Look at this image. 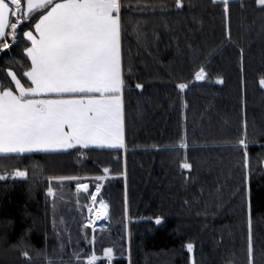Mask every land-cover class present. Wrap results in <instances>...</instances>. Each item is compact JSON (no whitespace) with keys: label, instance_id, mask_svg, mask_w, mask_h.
I'll return each mask as SVG.
<instances>
[{"label":"trees","instance_id":"1","mask_svg":"<svg viewBox=\"0 0 264 264\" xmlns=\"http://www.w3.org/2000/svg\"><path fill=\"white\" fill-rule=\"evenodd\" d=\"M183 4L126 0L122 9L124 149L0 161V172L29 173L0 181L1 264H76L74 251L102 257L105 247L113 248L112 264H248L249 218L254 264H264V10L235 0L226 19L211 0ZM22 59L15 46L0 54V82L6 68L21 72L13 61ZM200 67L203 81L195 79ZM179 83L188 87L181 92ZM245 124L247 149L238 144ZM185 160L190 171L180 167ZM104 168L98 201L109 206V224L93 231L84 227L90 197L77 193L76 181L54 178L81 177L93 192L91 178Z\"/></svg>","mask_w":264,"mask_h":264},{"label":"snow or ice","instance_id":"2","mask_svg":"<svg viewBox=\"0 0 264 264\" xmlns=\"http://www.w3.org/2000/svg\"><path fill=\"white\" fill-rule=\"evenodd\" d=\"M211 2L222 5L225 18H230L229 0ZM253 2L264 10V0ZM125 5L126 0H0V54H7L15 46L20 48L23 58L13 61L20 63L21 72L6 68L8 79L0 82V161L32 153L75 149L83 154L82 150L94 148H125L126 65L122 49ZM175 6L183 8V0H175ZM137 36L139 39V33ZM228 39L231 43L230 31ZM127 71L130 75V65ZM207 76L204 67L195 73L197 81ZM216 83L223 81L217 79ZM259 84L264 88V78ZM177 87L183 92L188 85L179 83ZM136 88L143 89V85L137 83ZM238 144L248 148L246 124L245 136ZM180 147L187 145L182 142ZM243 161L244 168L250 169L247 151ZM180 167L190 171L192 165L185 160ZM108 173L109 169L104 168L102 175L91 178L94 192L89 191V183L80 182L81 177L54 178L59 182L76 181L77 193L84 192L90 197L91 204L86 205L89 219L84 227L93 231L96 221L109 219L108 204L102 198L98 201ZM28 175L27 170L16 168L0 172V181L9 177L25 179ZM47 195H56L51 186ZM162 223L161 218L155 219L156 225ZM248 226L247 258L248 264H254L250 218ZM95 242L93 236L89 243ZM186 248L189 253L194 250L192 243ZM102 252L101 257L95 251L77 250L72 259L76 264H112L113 248L105 247ZM22 255L28 258L27 252Z\"/></svg>","mask_w":264,"mask_h":264},{"label":"rangeland","instance_id":"3","mask_svg":"<svg viewBox=\"0 0 264 264\" xmlns=\"http://www.w3.org/2000/svg\"><path fill=\"white\" fill-rule=\"evenodd\" d=\"M206 79V78H205ZM204 79V80H205ZM200 81H203V80H200ZM94 192V191H93ZM97 207L99 206V203H97V205H96ZM93 219H94V214H93V217H92ZM88 219H89V213L87 212V221H88ZM96 223H98V224H95V227H100V229H102L103 227H106L107 225H106V223H107V221L106 220H99V221H96ZM0 264H1V262H0Z\"/></svg>","mask_w":264,"mask_h":264},{"label":"crops","instance_id":"4","mask_svg":"<svg viewBox=\"0 0 264 264\" xmlns=\"http://www.w3.org/2000/svg\"><path fill=\"white\" fill-rule=\"evenodd\" d=\"M125 119H126V116H125V105H124V139H125V136H126ZM125 144H126V139H125Z\"/></svg>","mask_w":264,"mask_h":264},{"label":"built area","instance_id":"5","mask_svg":"<svg viewBox=\"0 0 264 264\" xmlns=\"http://www.w3.org/2000/svg\"><path fill=\"white\" fill-rule=\"evenodd\" d=\"M231 0H229V2H230Z\"/></svg>","mask_w":264,"mask_h":264}]
</instances>
